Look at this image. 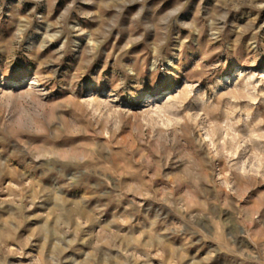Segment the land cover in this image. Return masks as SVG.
I'll return each mask as SVG.
<instances>
[{
    "label": "rangeland",
    "instance_id": "rangeland-1",
    "mask_svg": "<svg viewBox=\"0 0 264 264\" xmlns=\"http://www.w3.org/2000/svg\"><path fill=\"white\" fill-rule=\"evenodd\" d=\"M0 264H264V0H0Z\"/></svg>",
    "mask_w": 264,
    "mask_h": 264
}]
</instances>
